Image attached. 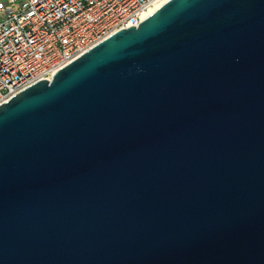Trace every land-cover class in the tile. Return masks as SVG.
<instances>
[{
  "label": "water",
  "instance_id": "1",
  "mask_svg": "<svg viewBox=\"0 0 264 264\" xmlns=\"http://www.w3.org/2000/svg\"><path fill=\"white\" fill-rule=\"evenodd\" d=\"M0 264H264V0H167L2 103Z\"/></svg>",
  "mask_w": 264,
  "mask_h": 264
},
{
  "label": "built area",
  "instance_id": "2",
  "mask_svg": "<svg viewBox=\"0 0 264 264\" xmlns=\"http://www.w3.org/2000/svg\"><path fill=\"white\" fill-rule=\"evenodd\" d=\"M158 0L0 1V105L108 36L137 26Z\"/></svg>",
  "mask_w": 264,
  "mask_h": 264
},
{
  "label": "bare ground",
  "instance_id": "3",
  "mask_svg": "<svg viewBox=\"0 0 264 264\" xmlns=\"http://www.w3.org/2000/svg\"><path fill=\"white\" fill-rule=\"evenodd\" d=\"M167 0H158L156 2H154L152 4V6H150L143 14L142 17H144L145 15L149 14L150 12L156 10L158 7H160L164 2H166Z\"/></svg>",
  "mask_w": 264,
  "mask_h": 264
},
{
  "label": "rangeland",
  "instance_id": "4",
  "mask_svg": "<svg viewBox=\"0 0 264 264\" xmlns=\"http://www.w3.org/2000/svg\"><path fill=\"white\" fill-rule=\"evenodd\" d=\"M0 1H4V0H0Z\"/></svg>",
  "mask_w": 264,
  "mask_h": 264
}]
</instances>
